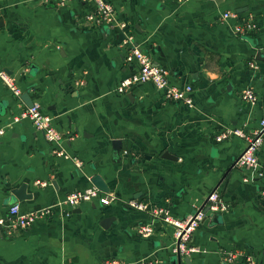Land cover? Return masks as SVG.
Segmentation results:
<instances>
[{
    "label": "crops",
    "instance_id": "1",
    "mask_svg": "<svg viewBox=\"0 0 264 264\" xmlns=\"http://www.w3.org/2000/svg\"><path fill=\"white\" fill-rule=\"evenodd\" d=\"M106 1L171 83L192 86L193 105L168 101L149 82L116 92L138 65L125 60L117 28L81 22L95 8L90 0H0V67L53 117L62 147L82 162L78 168L54 155L29 119L7 125L20 102L0 79V214L16 202L23 213L60 202L25 229H0V264H100L112 257L172 264V228L126 201L181 218L217 185L229 209L194 231L191 244L201 251L189 264H245L223 263L222 250L264 264V140L260 177L231 168L244 138L216 140L227 129L249 133L264 118V0ZM225 11L252 14L256 28L234 33L236 19L222 17ZM246 87L255 90L253 105L241 98ZM113 140L120 141L118 154ZM96 174L114 200L84 201L65 215L66 195L93 186ZM23 183L31 196L15 200L11 191ZM144 223H152V235L137 234Z\"/></svg>",
    "mask_w": 264,
    "mask_h": 264
},
{
    "label": "built area",
    "instance_id": "2",
    "mask_svg": "<svg viewBox=\"0 0 264 264\" xmlns=\"http://www.w3.org/2000/svg\"><path fill=\"white\" fill-rule=\"evenodd\" d=\"M66 0H40L42 4L53 3L56 5L65 4ZM94 3L93 11L83 15L80 19L85 25L89 27H115L122 34L123 38L120 46L125 47V60L136 61L138 67L135 72L124 77L115 90L117 93H125L135 84L151 83L155 89L162 91L164 97L171 102L182 103L187 106H192L191 98L192 86L190 84L177 85L169 81L168 71L161 66L154 64L151 57L144 52L138 45L135 44L134 35L128 27L125 20H118L116 10L112 3L106 0H90ZM178 2H186L188 0H177ZM224 18H235L236 23L233 26L234 33L243 35L251 32L256 28L254 16L252 14L240 15L235 11H225L222 14ZM79 19V18H77ZM253 67L252 63H249ZM0 79L11 90L12 94L20 102V107L17 113H12L10 122L18 123L22 119H29L33 127L43 132L46 141L51 145V151L54 155L70 160L78 168L82 166V162L76 156L70 155L64 147L62 141L64 137L56 130L52 124L53 117L45 113L39 102H32L31 106H26L22 99V90L16 85L14 79L5 69L0 67ZM242 100L250 105H253L257 96L252 87H246L241 94ZM4 130L0 129V135ZM235 135L244 138L245 145L241 152L233 159L231 168H247L251 169L260 177L263 172L260 170L258 151L264 140V118L260 119L256 126L249 132L245 133L240 128L227 129L220 132L216 136L217 141L229 138ZM39 183V181H37ZM39 184L45 185L46 182ZM98 199L101 204H108L114 200V196L110 193L103 192L95 186L88 187L82 191L76 190L68 193L61 202L68 206L69 211H65V215H69L71 209L79 207L80 203L84 201H91ZM60 204V202L52 204L48 207H43L34 211L23 213L20 211L19 203L10 204L4 215L0 214V229L7 234L14 231L25 229L31 226L37 220L49 217L53 213V208ZM127 206L141 210L148 211L153 221H160L172 228V243L170 252L177 258V264H186L184 258L190 256L192 253L200 252L201 250L191 244V237L200 223L209 215L214 213L224 212L229 209V205L225 203L219 193L218 185L215 186L202 200L196 205L191 212L179 218L172 216L169 211L158 205L148 206L144 201L129 199L126 201ZM62 213V212H61ZM136 232L142 237L152 235L154 227L152 223L140 224L136 227ZM238 258H242L245 264H255L251 255H246L236 250H222L220 251V259L223 263H233ZM152 260H140L129 262L118 258H106L100 264H154ZM68 264V263H63Z\"/></svg>",
    "mask_w": 264,
    "mask_h": 264
},
{
    "label": "water",
    "instance_id": "3",
    "mask_svg": "<svg viewBox=\"0 0 264 264\" xmlns=\"http://www.w3.org/2000/svg\"><path fill=\"white\" fill-rule=\"evenodd\" d=\"M21 99L25 102V104L27 106H31L32 105V99L28 96V93H25L24 95H21ZM112 146L114 148V153L118 154V151L120 149V141L119 140H113L112 141ZM167 153H165L166 155ZM91 183L93 186H95L96 188H98L99 190L103 191V192H107V186L106 184L103 182V180L101 179V177L99 175H93L90 179ZM26 184H21L18 188L12 189L11 194H12V198H14L15 200H24L27 198H30L31 195L26 194ZM79 210V208H78ZM184 262L186 264H189V258L185 257L184 258ZM172 264H177V258H175L174 256L172 257Z\"/></svg>",
    "mask_w": 264,
    "mask_h": 264
}]
</instances>
